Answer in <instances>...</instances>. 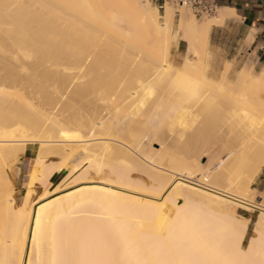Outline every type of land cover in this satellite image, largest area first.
Instances as JSON below:
<instances>
[{"label": "bare ground", "instance_id": "obj_1", "mask_svg": "<svg viewBox=\"0 0 264 264\" xmlns=\"http://www.w3.org/2000/svg\"><path fill=\"white\" fill-rule=\"evenodd\" d=\"M187 11L174 29L150 0H0V264H264V70L209 77L234 11ZM204 116L217 140L167 146L163 123L183 138Z\"/></svg>", "mask_w": 264, "mask_h": 264}, {"label": "crops", "instance_id": "obj_2", "mask_svg": "<svg viewBox=\"0 0 264 264\" xmlns=\"http://www.w3.org/2000/svg\"><path fill=\"white\" fill-rule=\"evenodd\" d=\"M217 3L219 10L216 16L223 9L234 11L235 16L227 18L222 26L211 27V64L217 66L229 62L234 67L245 65L244 67H253L255 71L264 70V0H217ZM251 34L253 40H249ZM187 48V42L179 40L178 50L175 52L176 61L183 60ZM252 188L264 199V166L254 180ZM257 215L258 212L251 214L247 238L250 232L252 233Z\"/></svg>", "mask_w": 264, "mask_h": 264}, {"label": "rangeland", "instance_id": "obj_3", "mask_svg": "<svg viewBox=\"0 0 264 264\" xmlns=\"http://www.w3.org/2000/svg\"><path fill=\"white\" fill-rule=\"evenodd\" d=\"M172 6V5H171ZM174 9H175V25H174V29H176V26H177V22L179 21V19L181 18V16L179 15V13H178V9H179V7H174V6H172ZM163 12H164V10H160V14L162 15L163 14ZM188 12V15L190 14V15H193L189 10L187 11ZM189 15V16H190ZM195 17V16H194ZM210 17H212V16H210ZM207 18V17H206ZM206 18H203V19H206ZM209 18V17H208ZM161 20L163 19L162 17L160 18ZM195 19L197 20V21H202L203 19H201V20H199V19H197L196 17H195ZM183 36V33L181 32L180 33V37H182ZM206 60H207V62H206V60H205V62H206V74L209 76V77H211V78H213V79H215V80H222V78L223 77H225L227 80H229V81H234L235 80V78H236V76H237V73L245 66H238V67H234L233 66V64H231V63H229V62H227V63H225V64H221V65H217V66H213L212 64H211V61H212V58H211V54L208 56V57H206L205 58ZM175 61V62H174ZM182 62V61H181ZM181 62H179V61H176L175 60V56H174V60H173V63L176 65V66H178V65H180V63ZM246 65H248V64H246ZM228 66V67H227ZM226 69H228V71H226ZM255 73L257 74V75H259L260 74V72L259 71H255ZM165 86V85H164ZM163 86V87H164ZM165 88L166 89H168V90H166V94H167V92H168V94H169V91L171 92V93H178L179 92V90L178 89H174V88H172V87H168L167 85L165 86ZM163 90H165V89H163ZM162 91V90H161ZM178 91V92H177ZM164 95H165V93H164V91L162 92ZM149 103H152V101L151 102H149ZM147 105H148V103H147ZM149 105H152V104H149ZM149 105L147 106V107H149ZM153 106H154V103H153ZM150 108H153V110H150V112H149V109ZM150 108H146L145 107V109H144V112H143V116H141V118L139 119L138 118V115L140 116L141 114V111L139 112V114H137V115H135V117L134 118H136L135 120H137V118H138V120H137V122L136 123H131V124H133V126H134V124L135 125H140V126H138L137 125V129L140 131V133H144V129L147 131V126H146V121H147V117L149 116V118L151 117V115L150 114H153L154 113V107H150ZM145 110H147V111H145ZM143 111V110H142ZM145 112H147V114H149V115H147ZM106 113V112H105ZM145 114H146V116L147 117H145ZM137 116V117H136ZM206 116H204L203 117V121H199L196 125H194L195 127H191V128H188L186 131H185V134L183 135V138L182 137H180L181 136V134H180V132L182 131V129H181V127H180V129H176L175 130V128H177V127H175L174 128V131L172 130V129H170L174 134H169L168 133V131H167V127L165 126L166 125V123H163L164 124V126L163 127H165L166 129H164V128H162V130H163V136H164V139H165V142H166V144H167V146L168 147H170L173 151H178L179 149H180V147L182 146V144L181 143H183L184 142V140H185V143L184 144H186L187 143V145H188V143H189V147L190 148H192L194 145H197V143L199 144V145H202V144H204V143H209V142H211V141H215V140H217L215 137H214V135L213 134H211L210 135V132L209 131H212V133H213V128H211V127H214L212 124H214V122H212V124L210 123L211 122V120H209V121H206L207 120V117L205 118ZM134 118H133V121H134ZM146 118V119H145ZM210 117H208V119H209ZM146 121H145V120ZM206 119V120H205ZM211 119V118H210ZM142 122H141V121ZM202 120V119H201ZM204 120H205V125H204ZM145 121V122H144ZM135 122V121H134ZM139 122H141V124L139 123ZM143 123V124H142ZM201 123H203V125H201ZM198 125H200V127L202 126H205V127H207V128H205V129H207L208 130V133H209V135L207 134V131H205V133L203 132V133H201L202 131V129L200 128V127H198L199 128V130L198 131H196L195 133L198 135L199 133H201V134H199V136L197 137L195 134H194V131L196 130V126H198ZM143 126V127H142ZM211 126V127H210ZM133 128H135V127H133ZM179 128V127H178ZM194 129V131H193V129ZM197 128V129H198ZM201 129V130H200ZM214 129H215V127H214ZM142 130V131H141ZM204 130V129H203ZM145 131V132H146ZM170 131V133H172ZM193 131V132H192ZM198 132V133H197ZM178 133L180 134V135H178ZM191 133H192V135H191ZM203 134V136H201ZM195 135V136H194ZM207 135H208V137H207ZM213 135V136H212ZM177 136H179L182 140L184 139V138H186V139H184L182 142L179 140V137L178 138H176ZM201 136V137H200ZM194 137H197V138H195L194 139ZM203 137V139H201ZM204 137H205V139H206V137H207V139L206 140H204ZM199 141V142H197V140ZM187 140V141H186ZM195 140H196V142H195ZM202 140H204V141H202ZM194 141V142H193ZM193 143H195V144H193ZM180 144H181V146H180ZM187 145H185V146H183V147H186ZM178 146H180L179 148H178ZM176 148H178V149H176ZM184 148H181L179 151L182 153V151L184 152V150L186 151V149H184ZM179 153V152H178ZM35 154H36V149L34 148L33 149V146H31V145H29L28 146V149H27V152H26V154L22 157V159L20 160V163H19V166H20V169H21V171H20V175L18 176V178H17V186H16V188L18 189V191H19V193L21 194V196H23L24 195V193H25V188H26V184H27V182H28V180H29V172H30V170H31V168H32V164H33V159H34V157H35ZM206 154V153H205ZM207 158H213V157H210L209 155H207L206 154V156H205V159H207ZM31 160V161H30ZM110 163V165H113V163L115 164V162H112V161H110L109 162ZM134 176H136L135 174H134ZM252 185H253V183L251 184V187H252ZM257 195V196H256ZM255 196L257 197V199H258V197H262V195L261 194H259V193H257ZM239 213H242V211L240 210V209H238L237 210ZM250 228H252L251 226H250ZM246 235L248 234V233H245ZM245 235V236H246ZM250 235H251V232H250V234L248 235L249 237H250ZM248 239V238H247ZM246 239V241H245V244H247V242H248V240ZM233 240V239H232ZM223 242V241H222ZM226 242H230V241H228V239L226 240ZM230 244H231V242H230Z\"/></svg>", "mask_w": 264, "mask_h": 264}, {"label": "built area", "instance_id": "obj_4", "mask_svg": "<svg viewBox=\"0 0 264 264\" xmlns=\"http://www.w3.org/2000/svg\"><path fill=\"white\" fill-rule=\"evenodd\" d=\"M150 2L159 10H164L167 4L174 7H184L197 19L214 16L219 10L217 0H150Z\"/></svg>", "mask_w": 264, "mask_h": 264}]
</instances>
